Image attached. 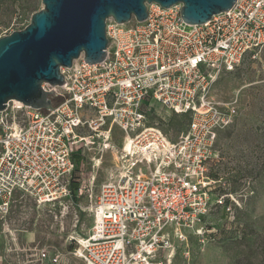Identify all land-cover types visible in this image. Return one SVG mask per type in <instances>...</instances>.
Returning a JSON list of instances; mask_svg holds the SVG:
<instances>
[{"label": "built area", "instance_id": "2783aa9c", "mask_svg": "<svg viewBox=\"0 0 264 264\" xmlns=\"http://www.w3.org/2000/svg\"><path fill=\"white\" fill-rule=\"evenodd\" d=\"M181 7L146 5L141 23L107 20L105 60L88 65L80 56L60 68L63 86H41L50 95L49 110L6 104L0 112V220L16 193L39 207L73 204L79 189L72 182L83 167L75 155L97 150L102 157L113 128L128 146L116 152L97 193L85 190L92 224L77 242L85 264H172L187 235L205 234L212 208L232 214V177L215 170L214 147L237 116L236 101L219 102L210 91L221 73L264 49V0H236L200 26L183 22ZM153 104L187 116L178 140L146 125ZM38 260L57 264L58 254L42 251Z\"/></svg>", "mask_w": 264, "mask_h": 264}, {"label": "rangeland", "instance_id": "374dc122", "mask_svg": "<svg viewBox=\"0 0 264 264\" xmlns=\"http://www.w3.org/2000/svg\"><path fill=\"white\" fill-rule=\"evenodd\" d=\"M11 1L10 10L2 7L0 13V38L24 29L42 8L41 0ZM210 95L223 103L236 101L237 116L219 132L214 147L219 159L215 170L232 177L234 209L227 215L212 208L205 234L187 235L172 264H264V49L253 59L246 57L234 71L221 73ZM147 117L146 125L158 127L171 141L179 139L187 124V116H175L157 104ZM123 138L113 128L110 150L102 157L97 150L78 157L83 167L73 204L39 207L29 196L16 193L7 217L0 220V264H42V251L58 254L57 264H85L77 244L92 224L85 190L97 193L123 148Z\"/></svg>", "mask_w": 264, "mask_h": 264}, {"label": "water", "instance_id": "95a60500", "mask_svg": "<svg viewBox=\"0 0 264 264\" xmlns=\"http://www.w3.org/2000/svg\"><path fill=\"white\" fill-rule=\"evenodd\" d=\"M236 0H41L20 31L0 38V112L10 101L34 110H49V93L64 84L60 68H70L82 56L88 65L105 60V23L127 24L147 18L146 5L162 9L182 5L188 26H200L230 10Z\"/></svg>", "mask_w": 264, "mask_h": 264}, {"label": "trees", "instance_id": "16d2710c", "mask_svg": "<svg viewBox=\"0 0 264 264\" xmlns=\"http://www.w3.org/2000/svg\"><path fill=\"white\" fill-rule=\"evenodd\" d=\"M12 4H14V2L11 1V0H0V13H1V11H3L2 7L6 8L9 11ZM28 8L32 9V8H34V6L30 5V6H28ZM4 11H6V10H4ZM0 26H1V22H0ZM79 156H80L79 154L75 155V161H76L77 166L79 165V160H78ZM77 170H78V168H77ZM213 177L216 178V175H213ZM76 178H77L76 176L73 177V179H76ZM78 184H79L78 180H73L72 186H71L72 189L73 190L77 189L78 188Z\"/></svg>", "mask_w": 264, "mask_h": 264}, {"label": "bare ground", "instance_id": "6f19581e", "mask_svg": "<svg viewBox=\"0 0 264 264\" xmlns=\"http://www.w3.org/2000/svg\"><path fill=\"white\" fill-rule=\"evenodd\" d=\"M123 146H124V148H127V146H128V141L126 140V141H124V144H123ZM99 165V164H98Z\"/></svg>", "mask_w": 264, "mask_h": 264}]
</instances>
